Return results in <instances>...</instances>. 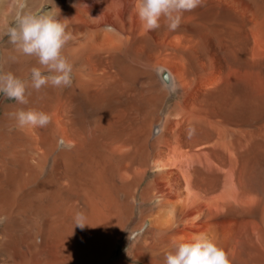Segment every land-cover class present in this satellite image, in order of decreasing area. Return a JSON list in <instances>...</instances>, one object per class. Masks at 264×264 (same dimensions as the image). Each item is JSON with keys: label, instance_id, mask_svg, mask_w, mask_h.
<instances>
[{"label": "bare ground", "instance_id": "1", "mask_svg": "<svg viewBox=\"0 0 264 264\" xmlns=\"http://www.w3.org/2000/svg\"><path fill=\"white\" fill-rule=\"evenodd\" d=\"M23 3L0 0V71L30 80L3 33L51 11L73 82L0 93V264H165L201 234L264 264V0H206L174 32H144L136 0Z\"/></svg>", "mask_w": 264, "mask_h": 264}, {"label": "clouds", "instance_id": "2", "mask_svg": "<svg viewBox=\"0 0 264 264\" xmlns=\"http://www.w3.org/2000/svg\"><path fill=\"white\" fill-rule=\"evenodd\" d=\"M205 3L206 0H136L135 8L144 32H155L161 28L174 32L181 27L185 13L204 7ZM24 6L21 0V9ZM54 11L59 12L56 7ZM3 35L19 55L35 57L40 66L31 69L28 82L21 80L11 71H0V93L7 99L26 105L29 102V86L36 92L47 86H71L73 64L64 55L63 50L73 36L67 31V26L58 21L51 11L38 14L18 13L14 23ZM11 115L17 127L21 129L44 128L51 122L50 114L34 109H21ZM86 219L84 213L77 212L74 217L75 227L84 229L87 226ZM165 264H230V261L224 250L208 236L201 234L191 242L175 245L174 251L166 253Z\"/></svg>", "mask_w": 264, "mask_h": 264}, {"label": "water", "instance_id": "3", "mask_svg": "<svg viewBox=\"0 0 264 264\" xmlns=\"http://www.w3.org/2000/svg\"><path fill=\"white\" fill-rule=\"evenodd\" d=\"M164 78H165L166 81H169V77H168L167 74L164 76Z\"/></svg>", "mask_w": 264, "mask_h": 264}, {"label": "rangeland", "instance_id": "4", "mask_svg": "<svg viewBox=\"0 0 264 264\" xmlns=\"http://www.w3.org/2000/svg\"><path fill=\"white\" fill-rule=\"evenodd\" d=\"M7 8H9V9H10V6L8 5V6H7Z\"/></svg>", "mask_w": 264, "mask_h": 264}]
</instances>
